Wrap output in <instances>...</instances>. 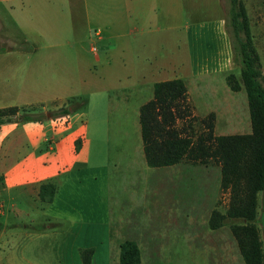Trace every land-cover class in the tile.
<instances>
[{"label": "crops", "instance_id": "obj_1", "mask_svg": "<svg viewBox=\"0 0 264 264\" xmlns=\"http://www.w3.org/2000/svg\"><path fill=\"white\" fill-rule=\"evenodd\" d=\"M184 7L191 21L183 25ZM225 12L222 0H0V108H42L35 119L22 120L17 112L0 122V258L6 264H81L80 251L88 247L94 249L91 264L99 257L102 264H119L120 242L115 246L113 231L131 221L126 210L115 215L110 179H131V163H113L91 151L84 108L53 113L95 87L98 71L125 73L128 83L121 89L127 90L116 97L127 102L136 90L138 113L152 98L156 81L180 77L192 113H214L215 134L251 131L249 115L250 130L242 131L249 113L245 88L232 90L226 81L233 66H240L233 61ZM262 18L253 24L250 18V28L264 48ZM209 23L212 35L203 47L202 27ZM189 33L194 40H186L185 49L182 37ZM207 54L215 57L210 66L199 59ZM100 179L108 181L104 213L96 202L102 199ZM46 181L56 187L48 202L39 196ZM5 199L19 204L14 215L20 222L13 229L6 228ZM35 202L38 212L32 209ZM261 221L264 253L263 215ZM185 241L181 246L196 249L197 257H175L171 250L177 241L160 240L150 243L157 250L150 251L148 261L137 243L139 264H245L231 230L220 239Z\"/></svg>", "mask_w": 264, "mask_h": 264}, {"label": "rangeland", "instance_id": "obj_2", "mask_svg": "<svg viewBox=\"0 0 264 264\" xmlns=\"http://www.w3.org/2000/svg\"><path fill=\"white\" fill-rule=\"evenodd\" d=\"M243 2L246 10L249 11V21L251 18L252 24L254 21L263 19V0H243ZM222 3L226 10L225 20L229 35L232 36L227 15L229 0H222ZM184 10H186L185 7L181 10L183 25L186 24L187 20L188 22L191 21L189 13ZM213 20L216 22L219 19L213 18L211 22ZM202 29L205 31L201 36L203 37L201 43L204 47L210 38L209 36L212 35V25L210 23L204 24ZM186 40L192 42L194 36L189 33V38L188 34L187 37H182V45L185 49ZM253 41L257 51L261 54V66L264 68V48L255 43L254 36ZM232 56L235 64H238L234 60L233 51ZM201 58H204V61L210 66L215 57L212 54H207L204 57H199V59ZM230 73H234L236 77H239L240 69L238 66H233V69L227 74ZM98 75L100 77L96 79L97 82L95 81L96 86L85 91L81 98H77L80 103L75 102V105L83 102L80 107L84 108L83 110L88 119L86 141L91 144V151H96L98 156L105 155L106 158L108 156L111 159L113 158V163L115 161L121 164L124 162L131 163L128 168L131 179H110L113 184V211L117 215V210H126V217L131 221L119 230L113 231L115 246L124 239H133L141 245L142 255L148 261L150 251L157 250V248L150 247V243H156L160 240H176L177 246L172 247L171 250L175 257L187 256V261L197 257L196 249L190 248L188 250L181 246L183 242H186L185 240L220 239L227 231H230L228 220L215 229L210 228L208 225L211 209L217 208L224 212L229 199V190H223L220 187V166L217 159L212 157L204 162H190L187 159H182L170 166L148 167L145 164L142 151H139L137 146L141 135L139 113L136 106L141 98L136 95V87L134 88L133 98L128 99L127 102H122L124 99L117 98L116 95L127 90L126 88L121 89L122 86L128 83L125 73L100 70ZM241 93L246 94L245 89H242ZM246 102L248 101L246 100ZM247 105L248 103H245V108ZM33 109L36 113L42 111L40 106H33ZM246 111H248L247 108ZM40 114L43 115V113ZM247 115L249 113L244 114L247 121L243 126V132L250 130ZM206 116L196 115L194 119L178 118L176 125L182 134H190L195 139L198 135L206 133L204 131L206 127L202 122V119ZM100 191L102 199L100 202H96L102 213H104L107 205L106 198L109 194L107 179H100ZM262 197L263 194L260 191L258 193L256 219L259 228H261L262 223L261 215L264 219ZM12 204L14 205L9 199H5L4 209L7 214L5 217L7 218L6 228L8 229H13L16 222H20V219L14 215V211L19 207V204L16 206H12ZM25 206L30 207L29 204ZM32 209L38 212L39 206L37 207L36 202ZM160 213H164V215H159ZM38 223L39 220H36L35 224ZM6 234L9 235L10 232ZM168 251L169 248L160 252L164 255ZM1 252H3V249H1ZM5 260V257L0 258V264H6ZM98 264H102L101 257H99ZM167 264L170 263L167 262Z\"/></svg>", "mask_w": 264, "mask_h": 264}, {"label": "trees", "instance_id": "obj_3", "mask_svg": "<svg viewBox=\"0 0 264 264\" xmlns=\"http://www.w3.org/2000/svg\"><path fill=\"white\" fill-rule=\"evenodd\" d=\"M227 15L231 25V47L240 73L239 77L234 73L227 74L226 81L232 90L245 88L251 131L215 134L214 113L211 112L202 119L206 133L195 139L190 134H182L176 125L177 119L196 117L191 110L185 82L180 77L160 80L153 85L152 98L139 107L143 153L147 165L155 167L175 164L182 159L204 162L216 158L220 166V187L229 190V199L224 212L211 209L208 225L215 229L228 220L245 264H264L256 223L260 191L264 208V73L243 0H229ZM81 97H71L53 113H67L82 106L83 102L75 105ZM17 112L22 120L38 116L32 106H10L0 108V122ZM80 144L81 139L77 138L76 146ZM55 190L53 182H42L39 196L43 201H51ZM93 250L92 247L81 249V264H91ZM140 260L137 242L122 240L119 264H139Z\"/></svg>", "mask_w": 264, "mask_h": 264}, {"label": "built area", "instance_id": "obj_4", "mask_svg": "<svg viewBox=\"0 0 264 264\" xmlns=\"http://www.w3.org/2000/svg\"><path fill=\"white\" fill-rule=\"evenodd\" d=\"M97 34H99V33L97 32ZM93 49H96V47H95V46H93Z\"/></svg>", "mask_w": 264, "mask_h": 264}]
</instances>
